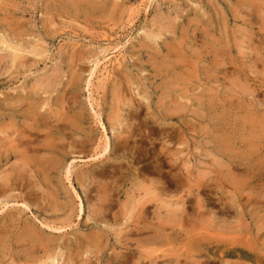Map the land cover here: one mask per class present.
Instances as JSON below:
<instances>
[{
  "label": "rangeland",
  "instance_id": "1",
  "mask_svg": "<svg viewBox=\"0 0 264 264\" xmlns=\"http://www.w3.org/2000/svg\"><path fill=\"white\" fill-rule=\"evenodd\" d=\"M3 38L23 47L26 70ZM0 43V264H264V0H0ZM29 103L42 116L32 131Z\"/></svg>",
  "mask_w": 264,
  "mask_h": 264
},
{
  "label": "bare ground",
  "instance_id": "2",
  "mask_svg": "<svg viewBox=\"0 0 264 264\" xmlns=\"http://www.w3.org/2000/svg\"><path fill=\"white\" fill-rule=\"evenodd\" d=\"M258 1H259V0H258ZM251 2H252V1H251ZM256 2H257V1H256ZM258 3H259V2H258ZM80 4H82V3H80ZM142 6H144V5H142ZM234 6H235V5H234ZM258 6H259V5H258ZM78 7H79V6H78ZM91 7H92V6H91ZM72 8H73V7H72ZM76 8H77V7H76ZM82 8H86V7H82ZM93 8H94V6H93ZM259 8H260V7H259ZM6 9H8V8L6 7ZM77 9H78V8H77ZM257 9H258V8H257ZM261 9H262V8H261ZM86 10H87V11H86ZM88 10H89V9H85L84 11L89 12ZM146 10H147V9H146ZM254 10H255V9H254ZM81 11H82V9H81ZM91 11H92V10H91ZM91 11H90V12H91ZM93 11H94V9H93ZM248 11H249V10H248ZM260 11H261V10H260ZM252 12H253V11H252ZM83 13H84V12H83ZM12 14H13V13H12ZM139 14H140V13H139ZM233 14H234V13H233ZM8 15H10V14L8 13ZM8 17H9V16H8ZM11 18H13V17H11ZM7 19H8V18H7ZM13 19H14V18H13ZM145 19H146V17H145ZM8 20H9V19H8ZM192 20H193V19H192ZM4 22H5V21H4ZM249 22H250V21H249ZM8 24H9V23H8ZM13 24H14V23H13ZM13 24H12V26H13ZM243 24H244V23H243ZM15 26H16V25H15ZM15 26H13V27H15ZM170 26H171V25H170ZM190 26H191V25H190ZM9 27H10V24H9ZM174 27H175V25H174ZM4 28H5V27H4ZM11 28H12V27H11ZM17 28H18V27H17ZM167 28H168V27H167ZM7 29H8V28H7ZM164 29H165V28H164ZM169 29H170V28H169ZM169 29H168V30H169ZM5 30H6V29H5ZM13 30H15V29H13ZM166 30H167V29H166ZM166 30H164L163 32H165ZM168 30H167V31H168ZM9 31H10V30H9ZM28 31H29V30H28ZM28 31H27V32H28ZM171 31H172V33H173V30H171ZM185 31H186V30L184 29L183 32H185ZM194 31H195V30H194ZM12 32H13V31H12ZM27 32H26V34H27ZM158 32H159L160 34L162 33V31L160 32V29H159ZM168 32H169V31H168ZM3 33H4V32H3ZM9 33H10V32H9ZM9 33H8V34H9ZM15 33L17 34V32H15ZM21 33H24V32H21ZM30 33H31V32H30ZM159 33H158V34H159ZM187 33H188V32H187ZM160 34H159V35H160ZM165 34H166V33H165ZM165 34H163V35H165ZM167 34H168V33H167ZM13 35H14V34H13ZM13 35H12V36H13ZM30 35H31V34H27V36H30ZM161 35H162V34H161ZM161 35H160V36H161ZM174 35H175V34H174ZM5 36H6V35H5ZM5 36L3 35V36H1V37H5ZM16 36H17V35H16ZM23 36H24V34H23ZM194 36H195V35H194ZM14 37H15V36H14ZM155 37L157 38L158 36H155ZM23 38H24V37H23ZM161 38H162V37H161ZM223 38H224V37H223ZM3 39H4V38H3ZM13 39H15V38H13ZM159 39H160V38H159ZM1 40H2V39H1ZM4 40H5V39H4ZM180 40H181V39H180ZM211 40H212V39H211ZM218 41H219V40H218ZM220 41H223V40H220ZM2 42H3V44H4L5 46H7L10 50L13 51V61H12V60H11V61L13 62V64H14V63H17V64L15 65V67L20 66L21 68H24V67H25L24 65H27V64L24 63L25 59H24V61H22V57L18 54V53L23 52V47H20V46H21L20 43L18 44L17 47H16V46H15V47H12L11 45H9V44H10V41H8V42H9V43H8V42H6V40H5V41L2 40ZM2 42H1V43H2ZM17 42H18V40H17ZM21 42H22V41H21ZM211 42H212V41H211ZM1 43H0V45H1ZM6 43H7L8 45H7ZM23 43H24V41H23ZM14 44H16V43L13 42V45H14ZM25 44H26V43H25ZM37 45H38V44H37ZM166 45H167V44H166ZM166 45H165V46H166ZM169 45H170V43H169L167 46H169ZM23 46H24V45H23ZM26 46H27V45H25V48H26ZM28 46H29V43H28ZM171 46H172V45H171ZM171 46H170L169 48L166 47L167 50H168V49H171V48H172V50H173L174 47H173V46L171 47ZM179 47H180V46H179ZM190 47H191V46H190ZM25 48H24V49H25ZM32 48H33V47L31 46V50H32ZM209 48H210V47H209ZM9 49H8V50H9ZM33 49H34V48H33ZM206 49H207V48H206ZM29 50H30V48H29ZM34 50H35V49H34ZM167 50H166V51H167ZM172 50H169L171 54L173 53ZM174 50H175V51H176V50L178 51V48H177V49H174ZM208 50H209V49H208ZM214 50H215V49H213L212 51H214ZM216 50H217V49H216ZM171 51H172V52H171ZM179 51L182 52L181 49H180ZM179 51H178V52H179ZM29 52H30V51H29ZM38 52H41V50H38ZM208 52H209V51H208ZM214 52H215V51H214ZM31 53H32V52H31ZM41 53H42V52H41ZM220 53H221V52H220ZM0 54H1V52H0ZM5 54H6V53H5ZM27 54H28V53H27ZM168 54H169V52H168ZM171 54H170V55H171ZM173 54H174V56L176 55L175 53H173ZM177 54H178L177 56H179L180 53H177ZM166 55H167V54H166ZM183 55H184V54H183ZM183 55L180 54V56H183ZM10 56H11V55H10ZM22 56H24V53H23ZM27 56H28V55H27ZM35 56H36V55H35ZM167 56H168V55H167ZM216 56H217V55H216ZM218 56H219V55H218ZM218 56H217V58H218ZM221 56H222V55H221ZM221 56H220V57H221ZM32 57L35 58L34 55H32ZM37 57H39V55H38ZM165 57H166V56H165ZM170 57H171V56H170ZM170 57H169V58H170ZM214 57H215V56H214ZM2 58H3V57H2ZM7 58H8V57H7ZM7 58H6V59H7ZM11 58H12V57H11ZM11 58H10V59H11ZM28 58H29V57H28ZM162 58H163V57H162ZM173 58H174V57H173ZM166 59H167V58H166ZM3 60H5V59L3 58ZM26 60H27V59H26ZM162 60H163V59H162ZM167 60H168V59H167ZM170 60H171V59H170ZM170 60H168V61L170 62ZM216 60L218 61V59H216ZM216 60H215V61H216ZM219 60H220V58H219ZM222 60H223V59H222ZM163 61H164V60H163ZM182 61H183V59H182ZM217 61H216V62H217ZM5 62H6V60H5ZM5 62H4V63H5ZM30 62H31V61H30ZM165 62L167 63L166 60H165ZM183 62H184V61H183ZM166 63H165V64H166ZM220 63H221V62H220ZM222 63H223V61H222ZM162 64H164V63H162ZM171 64H172V63H171ZM185 64H186V62H185ZM214 64H215V63H214ZM223 64H224V63H223ZM174 65H175V63H174ZM174 65H173V66H174ZM160 66H161V65H160ZM162 66H164V65H162ZM173 66H172V67H173ZM179 66H181V64H179ZM190 66H192V65H190ZM220 66L222 67V65H220ZM223 66H224V65H223ZM1 67H2V66H1ZM31 67H32V66H31ZM175 67H176V65H175ZM182 67H183V66H182ZM13 68H14V67H13ZM21 68H20V69H21ZM168 68H169V67H168ZM173 68H174V67H173ZM216 68H217V67H216ZM24 69H25V68H24ZM24 69H23V70H24ZM162 69H164V68L162 67ZM162 69H161V70H162ZM171 69H172V68H171ZM178 69H179V67H178ZM187 69H188V68H187ZM220 69H221V68H220ZM224 69H225V68H224ZM15 70H16V69H15ZM23 70H22V71H23ZM25 70H26V69H25ZM165 70H166V69H165ZM169 70H170V69H169ZM175 70H177V69H175ZM195 70H196V69H195ZM27 71H29V70H27ZM156 71H159V70H156ZM167 71H168V70H167ZM167 71H166V72H167ZM170 71H171V70H170ZM187 71H189V69H188ZM29 72H30V71H29ZM162 72H163V71H162ZM172 72H173V71H172ZM180 72H181V71H180ZM221 72H222V71H221ZM223 72H224V70H223ZM226 72H227V70H226ZM156 73H157V72H156ZM159 73H160V72H159ZM173 73H174V72H173ZM176 73H177V72H176ZM178 73H179V71H178ZM164 74H165V73H164ZM169 74H170V76H172V75H171V74H172L171 72H169ZM169 74H168V75H169ZM193 74H194V73H193ZM162 75H163V74H162ZM223 75H224V73H223ZM226 75H227V74H226ZM166 76H167V75H166ZM174 76H175V74H174ZM179 76H180V75H179ZM106 77H107V76H106ZM158 77H159V76H158ZM177 77H178V76H177ZM183 77H184V76H183ZM183 77H182V78H183ZM224 77H225V76H224ZM162 78H164V77H162ZM165 78H166V77H165ZM171 78H172V77H171ZM171 78H170V79H171ZM174 78H175V77H174ZM180 78H181V76H180ZM182 78L180 79V81L183 80L185 77H184L183 79H182ZM186 78H188V77H186ZM166 79H167V83H168L169 80H168V78H166ZM164 80H165V79H164ZM45 81H46V80H45ZM178 81H179V77H178ZM190 81H191V80H190ZM42 82H43V81H42ZM52 82H53V81H52ZM170 82H171V81H170ZM175 82H176V81H172L171 84H174ZM187 82H188V81H187ZM167 83H166V85H167ZM177 83H178V82H176V84H174V85H177ZM181 83H182V82H181ZM184 83H185V82H184ZM73 84H74V83H73ZM169 84H170V83H169ZM43 85H44V84H43ZM162 85H164V84H162ZM178 85L180 86V83H178ZM185 85H186V84H185ZM185 85H184V87H185ZM187 85H188V83H187ZM45 86H46V85H45ZM51 86H53V85H51V83H50V86L47 85V87L44 88V94H45V91H48V92L50 91V90H49V87H51ZM168 86H169V85H168ZM54 87H55V86H54ZM184 87H183V89H184ZM55 88H56V87H55ZM70 88H71V87H70ZM170 88H171V87H170ZM170 88H169V89H170ZM181 88H182V86H181ZM188 88H190V86H189ZM176 89L179 90L180 88L178 89V88L175 87V91H177ZM190 89H191V88H190ZM55 90H56V89H55ZM118 90H119V89H118ZM172 90H173V89H172ZM172 90H170V92H169V91L166 89V91H168L169 94L171 93ZM53 91H54V90H53ZM166 91H165V93H167ZM173 91H174V90H173ZM173 91H172V92H173ZM186 91H188V90H186ZM33 92H34V91H33ZM48 92H46V93H48ZM54 92H55V91H54ZM178 92L180 93V90H179ZM21 93H22V91H21ZM173 93H174V92H173ZM186 93H187V92H186ZM186 93H185V94H186ZM189 93H190V92H189ZM36 94H37V93H36ZM38 94H39V93H38ZM58 94H59V93H58ZM65 94H66V93H65ZM167 94H168V93H167ZM171 94H172V93H171ZM181 94H182V93H181ZM28 95H29V94H28ZM28 95H27V96H28ZM49 95H50V94H49ZM63 95H64V94H63ZM66 95H67V94H66ZM66 95H65V96H66ZM114 95H115V94H114ZM183 95H184V94H182V96H183ZM187 95L189 96V94H187ZM60 96H62V95H60ZM171 96H173V95H171ZM171 96H170V97H171ZM177 96H181V95H177ZM17 97H18V96H17ZM57 97H58V96H57ZM57 97H56V98H57ZM62 97H63V96H62ZM165 97H166V96H165ZM167 97H168V95H167ZM170 97H168V98H170ZM184 97H185V96H184ZM184 97H182V98H184ZM12 98H13V97H12ZM18 98H19V97H18ZM63 98H64V97H63ZM176 98H177V97H175V99H176ZM186 98H187V97H186ZM189 98H191V97H189ZM193 98H194V97H193ZM10 99H11V98H10ZM24 99H25V98H24ZM29 99H31V98H29ZM49 99H50V98H49ZM170 99H171V98H170ZM177 99H180V98H177ZM184 99H185V98H184ZM52 100H54V99H52ZM58 100L62 101V98L60 97ZM63 100H65V99H63ZM185 100H186V99H185ZM187 100H188V99H187ZM193 100H194V99H192V101H193ZM8 101H9V100H8ZM129 101H130V99H129ZM173 101H174V100H173ZM195 101H196V100H195ZM195 101H194V102H195ZM24 102H25V101L21 100L20 98L17 99V100H15L13 103L10 102L11 104L9 105V109H8V111H9L10 109H11V110H10V112H8V113L10 114V113L12 112V110H14L15 108H19V107H21L22 103L24 104ZM56 102H57V101H56ZM71 102H72V101H71ZM57 103H59V102H57ZM73 103H74V102H73ZM192 103H193V102H192ZM6 104H7V103H6ZM8 104H9V103H8ZM60 104H61V102H60ZM60 104H59V105H60ZM190 104H191V103H190ZM190 104H189V105H190ZM55 105L57 106V104H55ZM59 105H58V106H59ZM170 105H171V104H170ZM180 105H181V104H180ZM180 105H178V106H180ZM183 105H184V104H183ZM203 105H204V104H203ZM58 106H57V107H58ZM175 106H177V104H176ZM185 106H186V105H185ZM209 106H210V105H209ZM2 107H3V106H2ZM5 107H6V106H5ZM42 107H43V106H42ZM57 107H56V108H57ZM172 107H173V106H172ZM200 107H201V106H200ZM26 108H27V107H26ZM45 108H46V106H45ZM53 108H54V107H53ZM56 108H55V109H56ZM138 108H139V107H138ZM186 108H187V107H186ZM19 109H20V108H19ZM22 109H23V107H22ZM22 109H21V110H22ZM41 109H42V108H41ZM55 109H53V110H55ZM23 110H24V109H23ZM43 110H44V108H43ZM43 110H42V111H43ZM68 110H69V109H68ZM68 110H66L67 113H68ZM72 110H74V109H72ZM122 110H123V109H122ZM24 111H26V110H24ZM49 111H50V110H49ZM2 112H6V111H2ZM18 112H19V111H18ZM20 112H21V111H20ZM56 112H57V111H56ZM136 112H137V111H136ZM22 113H23V112H22ZM24 113L26 114V115H25V119H26V121L28 122V123H27V122L25 123V124H26V128H27L28 130L33 129V128L36 126L35 124H36V123L42 118V116L39 114V112H38L36 106L34 105V103H29V104H28V109H27V111L24 112ZM24 113H23V114H24ZM53 113H54V112H53ZM53 113H52V114H53ZM69 113H70V112H69ZM71 113H72V112H71ZM76 113H77V112H76ZM111 113H112V112H111ZM171 113H172V112H171ZM19 114H20V113H19ZM23 114H22V116H24ZM44 114H45V113H44ZM44 114H43V116H44ZM58 114H59V113H58ZM58 114H57V115H58ZM133 114H134V113H133ZM165 114H166V113H165ZM1 115H2V114H1ZM4 115H5V114H4ZM4 115H3V116H4ZM45 115H46V114H45ZM47 115H48V114H47ZM59 115H60V114H59ZM69 115H70V114H69ZM80 115H82V114H79V115L77 114L78 117H76V118L79 119ZM83 115H84V114H83ZM134 115H135V114H134ZM5 116L7 117V114H6ZM8 116H9V115H8ZM11 116H12V115H11ZM19 116H20V115H19ZM22 116H20V117H22ZM51 116H52V115H51ZM51 116H49V117L51 118ZM53 116H54V115H53ZM70 116H71V115H70ZM70 116H68V118H69ZM123 116H124V115H123ZM174 116H175V115H174ZM6 117H5V118H6ZM9 117H10V116H9ZM45 117H46V116H45ZM45 117H44V118H45ZM74 117H75V116H73V118H74ZM126 117H127V116H126ZM5 118H4V119H5ZM7 118H8V117H7ZM47 118H48V116H47ZM50 118H49V119H50ZM53 118H54V117H53ZM81 118H82V117H81ZM81 118H80V119H81ZM83 118H84V116H83ZM83 118H82V119H83ZM167 118H168V117H167ZM12 119H13V118H12ZM14 119H15V118H14ZM20 119H21V118H20ZM170 119H171V120H176L175 117H171ZM10 120H11V119H10ZM43 120L45 121V119H43ZM70 120H71V119H70ZM84 120H85V118H84ZM129 120H131V119H129ZM13 121H15V120H13ZM46 121H48V120H46ZM46 121H45L44 123H46ZM60 121H62V123L65 122V121H63V119L60 120ZM60 121H59V120H56V122H60ZM72 121H73V120H72ZM72 121H71V122H72ZM82 121H83V120H82ZM9 122L11 123L12 121H9ZM9 122H8V123H9ZM41 122H42V120H41ZM48 122H49V121H48ZM71 122H69V123H71ZM77 122H78V120H77ZM79 122H81V121H79ZM20 123H22V122H20ZM49 123H50V122H49ZM49 123H48V124H49ZM65 123H67V122H65ZM65 123H64V124H65ZM69 123H68V124H69ZM75 123H76V122H75ZM112 123H113V122H112ZM116 123H117V122H116ZM116 123H115V124H116ZM124 123H125V122H124ZM12 124H13V123H11V125H12ZM16 124H17V123H16ZM16 124H15V125H16ZM53 124H54V123H53ZM68 124H67V125H68ZM79 124H80V123H79ZM79 124H78V125H79ZM83 124H84V123H83ZM83 124H82V125L80 124L79 126H83ZM101 124H102V123L100 122V125H101ZM117 124H118V123H117ZM15 125H14V126H15ZM22 125H23V124H22ZM34 125H35V126H34ZM43 125H44V124H43ZM43 125H42V126H43ZM50 125L53 126L52 124H50ZM65 125H66V124H65ZM65 125H63V126H65ZM71 125H73V124H71ZM118 125H119V124H118ZM17 126H18V124H17ZM19 126H20V125H19ZM27 126H28V127H27ZM33 126H34V127H33ZM37 126H38V124H37ZM42 126H41V127H42ZM76 126H77V124H76ZM79 126H78V127H79ZM119 126H120V125H119ZM131 126H132V125H131ZM21 127H22V126H21ZM48 127H49V126H48ZM59 127H61L62 130L65 129V127L63 128L62 125L60 126V124L57 123V127H55V128L58 129ZM68 127H69V126H68ZM78 127H77V128H78ZM102 127H103V126H102ZM10 128H11V127H10ZM22 128H23V127H22ZM36 128H37V127H36ZM43 128H44V127H43ZM72 128H73V127H72ZM79 128H80V127H79ZM111 128H112V126H111ZM124 128H126V127L124 126ZM124 128H123V130H124ZM132 128H133V127H132ZM168 128H171V127H168ZM27 129H26V130H27ZM34 129H35V128H34ZM39 129H41V128H39ZM45 129H47V127H46ZM51 129H53V128H51ZM51 129H50V130H51ZM69 129H71V127H69ZM82 129H84V128H82ZM113 129H114V128H113ZM121 129H122V128H121ZM257 129H258V128H257ZM17 130H18V129H17ZM26 130H25V131H26ZM37 130H38V129H37ZM48 130H49V129H48ZM50 130H49V131H50ZM53 130H54V129H53ZM53 130H51V131L53 132ZM62 130H61V131H62ZM72 130H73V129H72ZM76 130H77V129H76ZM78 130H79V129H78ZM80 130H81V129H80ZM106 130H107V129H105V131H106ZM117 130H118V129H117ZM184 130H185V129H184ZM184 130H183V131H184ZM31 131H32V130H31ZM49 131H48V132H49ZM55 131H56V129H55ZM61 131H60V132H57V133H61ZM65 131H67V133H68V129H66ZM105 131H104V134H105ZM113 131H114V130H113ZM14 132H15V131H14ZM23 132H24V131H23ZM69 132H70V131H69ZM72 132H73V131H72ZM119 132H121V130H120ZM124 132H125V131H124ZM181 132H182V131H181ZM2 133H3V132H2ZM4 133H7V132L5 131ZM4 133H3V134H4ZM63 133H64V132H62L61 134H63ZM65 133H66V132H65ZM74 133H75V131H74ZM76 133H78V132H76ZM79 133H80V132H79ZM83 133H84V132H83ZM115 133H116V131H115ZM135 133H136V132H135ZM165 133H166V132H165ZM249 133H250V132H249ZM9 134H10V133H9ZM54 134H55V133H54ZM68 134H69V133H68ZM70 134H71V133H70ZM6 135H7V134H6ZM64 135H65V134H64ZM76 135H78V134H76ZM125 135H126V134H125ZM184 135H185V134H184ZM186 135H187V134H186ZM10 136H11V135H10ZM73 136H74V135H72V137H73ZM105 136H107V135H105ZM162 136H163V135H162ZM220 136H221V135H219V139H221ZM20 137H21V136H20ZM45 137H46V136H45ZM70 137H71V135H70ZM131 137H132V136H131ZM135 137H136V135H135ZM135 137H134V139H135ZM169 137H170V136H169ZM178 137H179V136H178ZM187 137H188V136H187ZM13 138H14V135H13ZM13 138H12V139H13ZM21 138H22V137H21ZM51 138H52V137H51ZM110 138H111V137H110ZM110 138H109V139H110ZM125 138H126V137H125ZM165 138H166V137H165ZM9 139H10V138H9ZM14 139H15V138H14ZM58 139H59V138H57V140H58ZM80 139H81V138H80ZM82 139H83V138H82ZM103 139H104V138H103ZM109 139H108V140H109ZM132 139H133V138H132ZM134 139H133V140H134ZM174 139H176V137H175ZM222 139H223V138H222ZM59 140H60V139H59ZM85 140H86V139H85ZM116 140H117V138H116ZM130 140H131V139H130ZM216 140H217V139H215V141H216ZM224 140H227V139H224ZM224 140H223V141H224ZM8 141H9V140H8ZM13 141H14V140H13ZM44 141H45V140H44ZM61 141H62V140H61ZM61 141H60V142H61ZM91 141H92V139H91ZM110 141H111V140H110ZM118 141H120V140H118ZM174 141H175V140H174ZM178 141H179V139H178ZM217 141H218V140H217ZM233 141H234V140H233ZM11 142H12V141H11ZM29 142H30V141H29ZM37 142H38V141H37ZM74 142H75V141H74ZM76 142H78V141H76ZM82 142H83V141H81V143H82ZM88 142H89V141H88ZM128 142H129V141H128ZM131 142H132V141H131ZM134 142H135L134 144L136 145L137 142H136L135 140H134ZM167 142H168V141H167ZM254 142H255V141H254ZM254 142H253V143H254ZM8 143H10V141H9ZM17 143H18V142H17ZM39 143H40V142H39ZM44 143H45V142H44ZM57 143H58V142H57ZM84 143H85V142H84ZM100 143H103V142H100ZM105 143H107V142H105ZM109 143H110V142H109ZM115 143H116V142H115ZM218 143L220 144V142H218ZM223 143L226 144V141H224ZM229 143H230V142H229ZM28 144H29V143H28ZM34 144H35V143H34ZM46 144H47V143H46ZM111 144H112V143H111ZM124 144H126V142H125ZM132 144H133V143H132ZM132 144H131V145H132ZM134 144H133V146H135ZM216 144H217V143H216ZM221 144H222V142H221ZM221 144H220V145H221ZM225 144H224V145L222 144L223 147L225 146ZM257 144H258V143H257ZM10 145H11V144H10ZM20 145H21V142H20ZM41 145H42V144H41ZM47 145H48V144H47ZM84 145H85V144H84ZM86 145H87V144H86ZM86 145H85V146H86ZM112 145H113V144H112ZM119 145H120V144H119ZM119 145H117V147H118ZM22 146H23V145H22ZM25 146H26V145H25ZM53 146H54V145H53ZM89 146H92V145H89ZM103 146H104V144H103ZM114 146H116V145H114ZM114 146H113V147H114ZM125 146H126V145H125ZM129 146H130V145H128V147H129ZM217 146L219 147L218 144H217ZM11 147H12V146H11ZM13 147H14V146H13ZM80 147H81V146H80ZM98 147H99V146H98ZM128 147H127V148H128ZM226 147H227V146H226ZM226 147H225V148H226ZM28 148H29V147H28ZM55 148H56V147H55ZM73 148H74V147H73ZM91 148H92V147H91ZM101 148H102V147H101ZM109 148H110V147H109L108 144H106L105 147H103V152H104V154L108 152ZM124 148H125V147H124ZM127 148H126V149H127ZM225 148H223V149H224V150H227V149H225ZM232 148H233V147H232ZM7 149H8V148H7ZM9 149H10V148H9ZM47 149H48V148H47ZM61 149H62V148H61ZM61 149H60V147H59V150H61ZM83 149H84V148H83ZM122 149H123V148H122ZM128 149H129V148H128ZM219 149H220V148H219ZM254 149H255V148H254ZM3 150H4V149H3ZM10 150H11V149H10ZM12 150H14V149H12ZM25 150H26V149H25ZM29 150H30V149H29ZM35 150H36V149H35ZM49 150H50V149H49ZM49 150H48V151H49ZM59 150H57V151H59ZM63 150H64V149H63ZM85 150H86V149H85ZM100 150H101V149H100ZM132 150H133V149H132ZM135 150H136V149H135ZM229 150H230V149H229ZM19 151H20V150H19ZM32 151H33V150H32ZM88 151H89V150H88ZM92 151H93V149H92ZM96 151H97V150H96ZM111 151H112V150H111ZM133 151H134V150H133ZM0 152H2V151H0ZM30 152H31V151H30ZM37 152H38V151H37ZM40 152H41V151H40ZM61 152H62V150H61ZM61 152H58V153H61ZM64 152H65V151H64ZM75 152H76V151H75ZM77 152H78V151H77ZM79 152H80V151H79ZM147 152H148V151H147ZM221 152H222V151H221ZM3 153H4V152H3ZM22 153H23V152H22ZM25 153H27V152H25ZM33 153H34V152H33ZM38 153H39V152H38ZM43 153H44V152H43ZM49 153H51V150H50ZM72 153H73V152H72ZM82 153H83V152H82ZM88 153H90V151H89ZM222 153H225V154H226L227 151H226V152L224 151V152H222ZM34 154H35V153H34ZM36 154H37V153H36ZM47 154H48V152H47ZM61 154H62V153H61ZM63 154H64V153H63ZM79 154H80V153H79ZM79 154H78V155H79ZM90 154H91V153H90ZM96 154H97V153H96ZM117 154H118V153H117ZM173 154H174V153H173ZM16 155H17V153H16ZM54 155H55V153H54ZM54 155H53V156H54ZM107 155H108V154H107ZM145 155H146V154H145ZM2 156H3V155H1V158H2ZM12 156H14V154L12 153V151H11V152L8 151V153L6 154L7 159L10 158V157H12ZM83 156H84V155H83ZM221 156H223V155H221ZM17 157H18V156H17ZM23 157H24V155H23ZM32 157H33V156H32ZM39 157H40V156H39ZM48 157L51 158L52 160H55V159H53L52 157H50V155H49ZM61 157H63V155H62ZM80 157H81V156H80ZM86 157H87V156H86ZM88 157H89V156H88ZM108 157H109V156H108ZM141 157H142V156H141ZM3 158H4V157H3ZM13 158H14V157H13ZM45 158H46V157H45ZM81 158H82V157H81ZM94 158H95V157H94ZM96 158H97V157H96ZM146 158H147V157H146ZM158 158H159V157H158ZM175 158H176V157H175ZM4 159H5V158H4ZM4 159H3V160H4ZM89 159H91V158H89ZM116 159H117V158H116ZM8 160H9V159H8ZM8 160H7V161H8ZM37 160H38V159H37ZM37 160L35 159V161H37ZM52 160H51V161H52ZM60 160H62V159H60ZM14 161H15V160H14ZM45 161H46V159H45ZM49 161H50V159H49ZM56 161H57V163H58V160H56ZM95 161H97V159H96ZM108 161H109V160H108ZM111 161H112V160H111ZM176 161H177V160H176ZM0 162H1V160H0ZM8 162H9V161H8ZM52 162H54V161H52ZM52 162H51V164H50V163H49V164L53 166L54 164H53ZM97 162H98V161H97ZM97 162H96V163H97ZM99 162H100V161H99ZM116 162H117V160H116ZM158 162H159V161H158ZM158 162H157V163H158ZM160 162H161V161H160ZM164 162H165V161H164ZM30 163H31V160H30ZM32 163H34V162H32ZM44 163H45V162H44ZM117 163H118V162H117ZM119 163H120V162H119ZM4 164L7 165V162L4 163ZM37 164H39V163L37 162ZM97 164H98V163H97ZM146 164H147V163H146ZM159 164H160V163H159ZM1 165H2V164H1ZM108 165H109V164H108ZM119 165H120V164H119ZM121 165H122V164H121ZM123 165H124V164H123ZM160 165H161V164H160ZM175 165H176V164H175ZM3 166H5V165H3ZM16 166H17V165H16ZM55 166H56V164H55ZM55 166L52 167V168H55ZM93 166H94V165H93ZM98 166H99V165H98ZM100 166H103V165L101 164ZM106 166H107V165H106ZM124 166H125V165H124ZM247 166H248V165H247ZM0 167H1V166H0ZM30 167H31V166H30ZM33 167H34V166H33ZM48 167H49V166H48ZM57 167H58V166H57ZM57 167H56V168H57ZM59 167H60V165H59ZM95 167H96V166H95ZM116 167H117V166H116ZM119 167H120V166H119ZM156 167H157V165H156ZM90 168H91V167H90ZM97 168H98V167H97ZM111 168H112V167H111ZM149 168H150V167H149ZM1 169H2V168H1ZM50 169H51V168H50ZM93 169H94V167H93ZM93 169L91 170V173H92ZM99 169H100V168H99ZM99 169H98V170H99ZM109 169H110V168H109ZM55 170H56V169H55ZM68 170H69V169H68ZM100 170H101V169H100ZM103 170H104V169H103ZM150 170L152 171V168H151ZM242 170H243V169H242ZM1 171H2V170H1ZM11 171H12V170H11ZM34 171H35V170H34ZM34 171H33V173H34ZM47 171H48V170H47ZM52 171H53V170H52ZM87 171H88V170H87ZM87 171H84V172H87ZM145 171H146V170H145ZM148 171H149V169H148ZM192 171H193V170H192ZM50 172H51V171H50ZM53 172H54V171H53ZM65 172H66V171H65ZM84 172H82L83 175H84ZM149 172H150V171H149ZM43 173H44V171H43ZM56 173H57V172H55V174H56ZM94 173H99V172L94 171ZM110 173H111V172H110ZM4 174H5V173H4ZM15 174H17V172H16ZM15 174H14V176H16ZM29 174L31 175L30 172H29L27 175H29ZM85 174H86V173H85ZM99 174H101V173H99ZM102 174H103V173H102ZM129 174H130V173H129ZM41 175H42V174H41ZM83 175H82V176H83ZM86 175H87V174H86ZM103 175H104V174H103ZM9 176H10V175H9ZM12 176H13V175H12ZM82 176H81V178H82ZM90 176H91V175H90ZM94 176H95V175H94ZM100 176H101V175H100ZM139 176H140V175H139ZM18 177H19V175H18ZM18 177H17V178H18ZM20 177H21V175H20ZM36 177H37V176H36ZM44 177H45V176H44ZM48 177H49V176H48ZM79 177H80V176H79ZM84 177H85V176H84ZM84 177H83V178H84ZM88 177H89V176H88ZM97 177H98V176H97ZM133 177H134V176H133ZM135 177H137V176H135ZM5 178H6V177H5ZM12 178H13V177H12ZM12 178L10 179L9 177H7V179H9V180H13ZM25 178H27V176H26ZM46 178H47V177H46ZM50 178H51V177H50ZM74 178H75V177H74ZM91 178H92V177H91ZM95 178H96V176H95ZM95 178H94V179H95ZM125 178H126V177H125ZM22 179H23V177H22ZM66 179H67V182H68V180L70 181V175H69V172H67ZM66 179H65V180H66ZM94 179L91 180V181H94V183H95V180H94ZM100 179H101V178H100ZM183 179H184V178H183ZM2 180H3V179H2ZM14 180H15V179H14ZM18 180H20V179L18 178ZM23 180H24V179H23ZM32 180H34V179L32 178ZM37 180H38V178H37ZM42 180H44V179L42 178ZM48 180H50V179H48ZM53 180H54V179H53ZM77 180H79V179H76V181H77ZM80 180H81V179H80ZM82 180H83V179H82ZM133 180H134V179H133ZM21 181H22V180H21ZM26 181H28V180H26ZM74 181H75V179H74ZM86 181H87V180H86ZM180 181H181V180H180ZM187 181H188V180H187ZM17 182H18V181H17ZM48 182H49V181H48ZM50 182H51V181H50ZM52 182H53V181H52ZM96 182H97V181H96ZM113 182H114V181H113ZM143 182H144V181H143ZM185 182H186V181H185ZM3 183H5V182H3ZM7 183H10V182H7ZM7 183H6V184H7ZM20 183H21V182H20ZM27 183H28V182H27ZM27 183H25V187H26L27 185L29 186V183H28V184H27ZM31 183H32V182H31ZM35 183H36V182H35ZM35 183H34V184H35ZM38 183H39V182H38ZM40 183H41V182H40ZM78 183L80 184L81 182L78 181ZM92 183H93V182H92ZM123 183H124V182H123ZM157 183H158V182H157ZM6 184H5V185H6ZM21 184H22V183H21ZM26 184H27V185H26ZM34 184H33V185H34ZM42 184H43V183H42ZM51 184H52V183H51ZM51 184H50V185H51ZM69 184H70V183H69ZM95 184H96V183H95ZM99 184H100V183H99ZM111 184H112V183H111ZM138 184H139V183H138ZM138 184H137V186H139ZM140 184H141V183H140ZM7 185H8V184H7ZM7 185H6V186H7ZM33 185H32V187H33ZM47 185H48V184H47ZM50 185H48V186H50ZM71 185H72V184H71ZM80 185H81V184H80ZM90 185H91V183H90ZM92 185H93V184H92ZM115 185H116V184H115ZM189 185H190V184H189ZM21 186H22V185H20V187H21ZM30 186H31V185H30ZM30 186H29V187H30ZM87 186H88V185H87ZM4 187H5V186H4ZM4 187H3V188H4ZM34 187H36V186L34 185ZM38 187L40 188V186H38ZM44 187H46V186H44ZM61 187H62V186H61ZM113 187H114V186H113ZM116 187H117V186H116ZM139 187H140V186H139ZM1 188H2V187H1ZM1 188H0V189H1ZM10 188H11V187H10ZM26 188H28V187H26ZM49 188H50V187H48V189H49ZM100 188H101V187H100ZM148 188H149V187H148ZM5 189H6V188H5ZM23 189H24V188H23ZM36 189H37V188H36ZM40 189L42 190V188H40ZM43 189H45V188H43ZM50 189H51V188H50ZM54 189H55V187H54ZM73 189H74V188H73ZM106 189H107V188H106ZM113 189H115V188H113ZM119 189H120V187H119ZM7 190H8V189H7ZM25 190H27V189H25ZM28 190H30V188H28ZM28 190L26 191V193L29 192ZM33 190H34V189H33ZM33 190H30V193L32 192V194H33V192H34ZM46 190H47V189H46ZM55 190H56V189H55ZM75 190H76V189H75ZM88 190H89V189H88ZM90 190H91V189H90ZM96 190H98V189H96ZM109 190H110V189H109ZM138 190H139V189H138ZM149 190H150V189H149ZM52 191H54V190H52ZM73 191H74V190H73ZM85 191H86V190H85ZM85 191H84V193H85ZM140 191H141V190H140ZM144 191H146V190H144ZM191 191H192V190H191ZM1 192L3 193V191H1ZM48 192H50V191L48 190ZM56 192L58 193V191H56ZM56 192H55V193H56ZM98 192H99V190H98ZM100 192H101V191H100ZM151 192H152V191H151ZM154 192H156V191H154ZM57 193H56V194H57ZM68 193H69V191H68ZM74 193H75V192H74ZM87 193H88V192H87ZM87 193H85V194H87ZM102 193H103V192H102ZM144 193H145V192H144ZM146 193H148V192L146 191ZM156 193H157V192H156ZM189 193H190V192H189ZM35 194H36V193H35ZM35 194H34V195H35ZM47 194H48V193H47ZM71 194H72V193H71ZM85 194H84V197H85ZM93 194H95V193H93ZM98 194H99V193H98ZM152 194H153V193H152ZM152 194H151V195H152ZM25 195H26V194H25ZM37 195H38V194H37ZM69 195H70V193H69ZM95 195H96V194H95ZM117 195H118V194H117ZM143 195H145V194H143ZM143 195H141V196H143ZM151 195H150V196H151ZM156 195H158V194H156ZM191 195H192V194H191ZM48 196H50V195H48ZM66 196H67V195H66ZM75 196H77V194H76ZM134 196H135V195H134ZM30 197H31V196H30ZM34 197H36V195H35ZM51 197H52V196H51ZM69 197H70V196H69ZM89 197H90V196H89ZM89 197H88V199H89ZM117 197H118V196H117ZM146 197H147V194H146ZM159 197H160V196H159ZM27 198H28V197H27ZM27 198H26V200H28ZM92 198H93V197H92ZM108 198H109V197H108ZM113 198H114V197H113ZM151 198H152V197H151ZM22 199H23V198H22ZM30 199H31V198H30ZM34 199H35V198H34ZM37 199H38V198H37ZM79 199H80V198H79ZM90 199H91V198H90ZM94 199H96V198H94ZM157 199H158V198H157ZM165 199H166V198H165ZM1 200H2V199H1ZM32 200H33V197H32ZM58 200H59V199H58ZM82 200H83V199H82ZM101 200H102V199H101ZM158 200H160V199H158ZM30 201H31V200H30ZM79 201H80V200H79ZM85 201H87V200H85ZM97 201H98V199H97ZM99 201H100V200H99ZM114 201H115V200H114ZM139 201H140V200H139ZM33 202H34V200H33ZM66 202H67V201H66ZM106 202H107V201H106ZM108 202H109V201H108ZM137 202H138V201H137ZM158 202H159V204H160L161 200L158 201ZM181 202H182V201H181ZM200 202H201V201H200ZM2 203H3V202H2ZM4 203H5V202H4ZM31 203H32V201H31ZM55 203H56V202H55ZM57 203H59V202H57ZM100 203H101V201H100ZM114 203H115V202H114ZM163 203H164V201H163ZM168 203H169V202H168ZM203 203H204V202H203ZM6 204H7V203H6ZM28 204H30V202H29ZM65 204H66V203H65ZM68 204H69V203H68ZM108 204H109V203H108ZM135 204H136V203H135ZM3 205H4V204H3ZM23 205H24V204H23ZM25 205H26V203H25ZM66 205H67V204H66ZM95 205H96V204H95ZM106 205H107V204H106ZM181 205H182V203H181ZM201 205H202V204H201ZM201 205H200V207L203 208L204 206H203V205L201 206ZM6 206H7V205H6ZM6 206H5V207H6ZM26 206H27V205H26ZM80 206H82V205H80ZM99 206H100V205H99ZM160 206H161V205H160ZM160 206H159V207H160ZM162 206H163V205H162ZM23 207H24V206H23ZM63 207H64V206H63ZM107 207H108V206H107ZM224 207H225V206H224ZM25 208H26V207H25ZM29 208H30V207H29ZM61 208H62V207H61ZM64 208H65V207H64ZM81 208H82V207H81ZM81 208H80V211H82ZM132 208H133V207H132ZM132 208H130V209H132ZM156 208H157V207H156ZM76 209H77V208H76ZM108 209H109V208H108ZM166 209H167V208H166ZM166 209H165V211H166ZM177 209H178V208H177ZM181 209H182V208H181ZM181 209H180V210H181ZM48 210H49V209H48ZM50 210H51V209H50ZM50 210H49V211H50ZM59 210H60V207H59ZM65 210H66V209H65ZM67 210H68V209H67ZM70 210L72 211V208H71ZM74 210H75V209H74ZM97 210H99V209H97ZM128 210H129V209H128ZM137 210H138V209H137ZM162 210H164V209H162ZM202 210H204V208H203ZM63 211H64V210H63ZM75 211H76V210H75ZM108 211H109V210H108ZM132 211H133V210H132ZM156 211H157V209H156ZM223 211H224V210H223ZM0 212H1V211H0ZM91 212H92V211H91ZM128 212H129V211H128ZM152 212H153V211H152ZM224 212H225V211H224ZM101 213H102V211H101ZM159 213H160V212H159ZM170 213H171V212H170ZM174 213H175V212H174ZM184 213L187 214V212H184ZM202 213H203V212H202ZM63 214H64V213H63ZM70 214H71V213H70ZM96 214H97V213H96ZM132 214H133V213H132ZM160 214H161V213H160ZM182 214H183V213H182ZM224 214H226V212H225ZM77 215H78V214H77ZM93 215H95V213H93ZM98 215H99V212H98ZM112 215H113V214H112ZM116 215H117V214H116ZM142 215H143V214H142ZM178 215H179V214H178ZM187 215L189 216L190 214H187ZM196 215H197V214H196ZM198 215H200V214H198ZM99 216H100V215H99ZM104 216H105V215H104ZM120 216H121V215H120ZM125 216H126V215H125ZM130 216H131V215H130ZM130 216H128V218H129ZM182 216H186V215L183 214ZM188 216H187V217H188ZM200 216H201V215H200ZM214 216H215V215H214ZM4 217H5V216H4ZM37 217H38V216H37ZM67 217H69V216H67ZM87 217H89V216H87ZM93 217H94V216H93ZM93 217H92V218H93ZM101 217H102V216H101ZM114 217H115V216H114ZM137 217H138V216H137ZM137 217H136V219H137ZM141 217H142V216H141ZM167 217H168V216H167ZM130 218H131V217H130ZM130 218H129V219H130ZM159 218H160V217H159ZM189 218L191 219V217H189ZM3 219H4V218H3ZM37 219H38V218H37ZM78 219H79V217H78ZM101 219H102V218H101ZM172 219H173V218H172ZM176 219L178 220L179 218H176ZM1 220H2V219H1ZM4 220H5V219H4ZM102 220H104V219H102ZM167 220H168V219H167ZM182 220H183V219H182ZM184 220H185V219H184ZM186 220H187V219H186ZM186 220H185V221H186ZM200 220H201V219H200ZM2 221H3V220H2ZM91 221H92V220H91ZM107 221H108V220H107ZM138 221H140V220L138 219ZM168 221H169V220H168ZM170 221H171V220H170ZM170 221H169V222H170ZM173 221H174V220H173ZM178 221H179V220H178ZM178 221H176V222H178ZM194 221H195V219H194ZM41 222H42V221H41ZM87 222H89V221H87ZM99 222H100V221H99ZM150 222H151V221H150ZM190 222H191V221H190ZM195 222H196V221H195ZM43 223H44V220H43ZM61 223H62V222H61ZM63 223H64V222H63ZM91 223H92V222H91ZM93 223H95L94 220H93ZM122 223H123V222H122ZM127 223H128V222H127ZM148 223H149V222H148ZM178 223H179V222H178ZM178 223H177L176 225H178ZM39 224H41V226H43L42 223H39ZM45 224H46V223H45ZM45 224H44V225H45ZM47 224H48V223H47ZM54 224H55V223H54ZM88 224H90V223H88ZM145 224H146V223H145ZM58 225H59V224H58ZM64 225H65V224H64ZM97 225H98V224H97ZM123 225H125V224H123ZM143 225H144V224H143ZM160 225H161V224H160ZM160 225H159V226H160ZM60 226H61V225H60ZM60 226H58V227H60ZM101 226H102V224H101ZM101 226H100V228H101ZM139 226H140V225H139ZM152 226H153V225H152ZM162 226H163V225H162ZM180 226H181V225H180ZM11 227H12V226H11ZM27 227H28V225H27ZM32 227H33V226H32ZM45 227H46V226H45ZM95 227H96V226H95ZM103 227H104V226H103ZM103 227H102V229H103ZM133 227H134V226H133ZM141 227H142V226H141ZM154 227H155V226H154ZM170 227H171V226H170ZM183 227H185V226H183ZM3 228H5V227L3 226ZM8 228H9V226H8ZM30 228H31V226H30ZM51 228H52V227H51ZM61 228H62V227H61ZM61 228H59V229L56 228V229L59 231V230H61ZM156 228H157V227H156ZM159 228H160V227H159ZM161 228H163V227H161ZM179 228H180V227H179ZM1 229H2V228H1ZM47 229H48V228H47ZM54 229H55V228H54ZM133 229H134V228H133ZM25 230H26V229H25ZM40 230H41V229H40ZM62 230H63V229H62ZM62 230H61V231H62ZM149 230H150V229H149ZM186 230H188V229H186ZM202 230H203V229H202ZM21 231H22V230H21ZM27 231H28V230H27ZM27 231H26V234L28 235L29 233H27ZM31 231H32V230H31ZM31 231H29V232H31ZM44 231H45V230H44ZM54 231H55V230H54ZM142 231H143V230H142ZM145 231H146V230H145ZM147 231H148V230H147ZM155 231H157V230H155ZM164 231L166 232V230H164ZM191 231H192V230H191ZM122 232H123V231H122ZM152 232H154V231L152 230ZM158 232H159V230H158ZM199 232H200V231H199ZM2 233H3V232H2ZM9 233H10V232H9ZM35 233H36V232H35ZM123 233H124V232H123ZM129 233H130V232H129ZM143 233H144V232H143ZM189 233H190V231H189ZM191 233H192V232H191ZM21 234H22V233H21ZM130 234H132V233H130ZM154 234H155V232L152 233V235H150V236H153ZM197 234H198V233H197ZM156 235H157V234H156ZM159 235H160V234H159ZM182 235H183V234H182ZM189 235H190V234H189ZM2 236H3V234H2ZM10 236H11V235H10ZM12 236H13V235H12ZM120 236H121V234H120ZM126 236H127V235H126ZM146 236H147V235H146ZM154 236H155V235H154ZM157 236H158V235H157ZM163 236H164V235H163ZM204 236H205V235H204ZM5 237H6V236H5ZM27 237H28V236H27ZM31 237H32V236H31ZM31 237H30V238H31ZM131 237L133 238V236H131ZM140 237H141V236H140ZM140 237H139V238H140ZM187 237H188V236H187ZM193 237H194V236H192V238H193ZM205 237H206V236H205ZM1 238H2V237H1ZM24 238H25V237H24ZM30 238H29V239H30ZM32 238H33V237H32ZM36 238H37V237H36ZM135 238H136V237H135ZM139 238H137V239H139ZM142 238H143V237H142ZM155 238H156V237H155ZM157 238H158V237H157ZM192 238H191V239H192ZM209 238H210V237H209ZM209 238H208V239H209ZM39 239H40V237H39ZM144 239H145V238H144ZM146 239H147V238H146ZM146 239H145V240H146ZM149 239H150V238H149ZM151 239H152V238H151ZM194 239H195V238H194ZM5 240H6V239H5ZM7 240H8V238H7ZM9 240H10V239H9ZM15 240H16V239H15ZM27 240H28V239H27ZM27 240H26V241H27ZM32 240H33V239H32ZM35 240H36V239H35ZM35 240H34V241H35ZM68 240H69V239H68ZM134 240H135V239H134ZM145 240H144V241H145ZM155 240H156V239H155ZM159 240H160V239H159ZM183 240H184V239H182V241H183ZM204 240H205V239H204ZM36 241H37V240H36ZM135 241H136V240H135ZM140 241L142 242L143 240L141 239ZM153 241H154V240H153ZM156 241H157V240H156ZM160 241H161V240H160ZM215 241H216V240H215ZM2 242H3V241H2ZM4 242H5V241H4ZM16 242H17V241H16ZM16 242H15V243H16ZM18 242L20 243L21 240H19ZM27 242H28V241H27ZM38 242H40V240H39ZM38 242H37V243H38ZM178 242H180V241H178ZM29 243H30V242H29ZM34 243H35V242H34ZM95 243H96V242H95ZM212 243H213V242H212ZM30 244H32V243H30ZM40 244H41V243H40ZM90 244H91V243H90ZM129 244H130V243H129ZM137 244H139V243H137ZM216 244H217V243H216ZM216 244H215V245H216ZM5 245H6V244H5ZM12 245H13V244H12ZM34 245H35V244H34ZM38 245H39V243L37 244V246H38ZM93 245H94V244H93ZM132 245H133V244H132ZM220 245H221V244H220ZM8 246H9V245H8ZM17 246H18V244H17ZM21 246H22V245H21ZM21 246H20V247H21ZM23 246H24V244H23ZM23 246H22V247H23ZM31 246H32V245H31ZM37 246H36V247H37ZM90 246H91V245H90ZM138 246H139V245H138ZM175 246H176V245H175ZM180 246H181V245H180ZM202 246H203V245H202ZM208 246H211V245H208ZM208 246H207V247H208ZM217 246H218V245H216V249L218 250ZM25 247H26V245H25ZM40 247H41V246H40ZM91 247H92V246H91ZM95 247H96V246H95ZM141 247H142V246H141ZM195 247H197V246H195ZM199 247H200V246H199ZM33 248H34V247L32 246V249H31V248H29V249H30V250H35V249H36V248H35V249H33ZM41 248H42V247H41ZM41 248H40V249H41ZM46 248H49V246L46 247ZM63 248H64V247H63ZM66 248H67V247H66ZM70 248H71V247H70ZM73 248H74V247H73ZM142 248H143V250H144L146 247H142ZM154 248H155V247H154ZM161 248H162V247H161ZM161 248H160V249H161ZM180 248H181V247H180ZM205 248H206V247H205ZM208 248H209V247H208ZM208 248H207V250H208ZM214 248H215V246H214ZM219 248H220V247H219ZM24 249H25V248H24ZM127 249H128V247H127ZM127 249H126V250H127ZM37 250H38V249H37ZM71 250H73V249H71ZM198 250H199V248H198ZM24 251H27V250L25 249ZM40 251H41V250H40ZM42 251H43V250H42ZM61 251H62V249H61ZM64 251H66V250L64 249ZM137 251H139V250H137ZM141 251H142V250H141ZM200 251H201V250H200ZM28 252H29V250H28ZM31 252H32V251H31ZM46 252L50 254V252H48L47 249H46ZM46 252H45V253H46ZM132 252H133V251H132ZM132 252H131V253H132ZM183 252H184V251H183ZM207 252H208V251H207ZM231 252H232V251H231ZM73 253H74V252H73ZM121 253H123V252H121ZM135 253H136V252H135ZM142 253H143V252H142ZM142 253H141V254H142ZM200 253H202V251H201ZM200 253H199V254H200ZM232 253L234 254V252H232ZM49 254H48V255H49ZM60 254H62V253H60ZM60 254H59V255H60ZM75 254H76V253H75ZM180 254H181V253H180ZM205 254H206V253H205ZM238 254H239V253H238ZM67 255H68V254H67ZM70 255H71V254H70ZM72 255H73V254H72ZM121 255H122V254H121ZM134 255H135V254H134ZM137 255H138V254H137ZM139 255H140V252H139ZM139 255H138V256H139ZM183 255H185V254H183ZM214 255H215V254H214ZM219 255H220V254H219ZM49 256H50V255H49ZM49 256L47 257V258H48L47 260H51ZM57 256H58V255H57ZM65 256H66V255H65ZM74 256H75V255H74ZM118 256H119V255H118ZM123 256H124V255H123ZM189 256H190V255H189ZM192 256H194V255H192ZM225 256H226V255H225ZM237 256H238V255H237ZM55 257H56V256H54L53 258H55ZM61 257H62V255H61ZM61 257H60V259H61ZM129 257H130V256H129ZM136 257H137V256H136ZM136 257H135V258H136ZM190 257H191V256H190ZM197 257H198V256H197ZM201 257H202V256H201ZM70 258H71V256H70ZM112 258H113V256L111 257V260H112ZM114 258H115V257H114ZM117 258H118V257H117ZM125 258H126V256H125ZM125 258H124V259H125ZM137 258L139 259V257H137ZM140 258H141V257H140ZM205 258H206V257H205ZM226 258H227V256H226ZM66 259H67V258H66ZM66 259H65L64 261H66ZM73 259H74V257H73ZM76 259H77V258H76ZM119 259H121V258H119ZM128 259H129V258H128ZM171 259H172V258H171ZM198 259H199V258H198ZM198 259H195V260H198ZM203 259H204V257H203ZM207 259H208V258H207ZM54 260H55V259H53V262H54ZM67 260H69V259H67ZM113 260H116V258L113 259ZM113 260H112V261H113ZM122 260H123V259H122ZM164 260H165V259H164ZM200 260H201V259L198 260L199 263H200ZM51 261H52V260H51ZM58 261H60V260H58ZM62 261H63V260H62ZM69 261H71V259H70ZM90 261H91V260H90ZM128 261H129V260H128ZM144 261H145V260H144ZM166 261H167V260H166ZM177 261H178V260H177ZM202 261H203V260H202ZM208 261H209V259H208ZM208 261H206V262H208ZM214 261H215V260H214ZM220 261H221V260H220ZM47 262H48V261H47ZM53 262H52L51 264H53ZM74 262H75V261H73V263H74ZM77 262H78V260H77ZM79 262H80V261H79ZM116 262H117V261H116ZM122 262H123V261H122ZM135 262H136V261H135ZM138 262H139V261H138ZM151 262H152V261H151ZM155 262H156V261H155ZM161 262H163V260H162ZM183 262H184V261H183ZM221 262L223 263V261H221ZM221 262H220V263H221ZM225 262H226V260H225ZM63 263H64V262H63ZM66 263H67V261H66ZM66 263H65V264H66ZM179 263H180V262H179ZM186 263H187V262H185L184 264H186ZM236 263H237V262H236ZM42 264H44V263H42ZM46 264H47V263H46ZM111 264H112V263H111ZM123 264H124V262H123ZM125 264H126V262H125ZM141 264H142V263H141ZM152 264H153V263H152ZM154 264H155V263H154ZM164 264H165V263H164ZM173 264H175V263H173ZM181 264H182V263H181ZM187 264H189V262H188ZM200 264H201V263H200ZM224 264H225V263H224ZM231 264H232V263H231Z\"/></svg>",
  "mask_w": 264,
  "mask_h": 264
}]
</instances>
